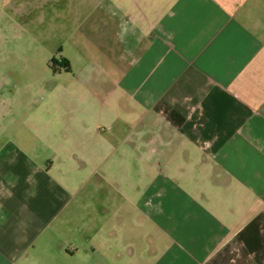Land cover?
Segmentation results:
<instances>
[{"label": "crops", "instance_id": "crops-1", "mask_svg": "<svg viewBox=\"0 0 264 264\" xmlns=\"http://www.w3.org/2000/svg\"><path fill=\"white\" fill-rule=\"evenodd\" d=\"M81 1L0 72V264H264V0Z\"/></svg>", "mask_w": 264, "mask_h": 264}, {"label": "rangeland", "instance_id": "rangeland-1", "mask_svg": "<svg viewBox=\"0 0 264 264\" xmlns=\"http://www.w3.org/2000/svg\"><path fill=\"white\" fill-rule=\"evenodd\" d=\"M80 2L0 0V72L26 74L39 66L61 64L62 55L71 48L67 24L82 17L77 11Z\"/></svg>", "mask_w": 264, "mask_h": 264}]
</instances>
